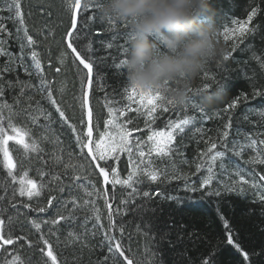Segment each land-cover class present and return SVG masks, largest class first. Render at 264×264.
Returning a JSON list of instances; mask_svg holds the SVG:
<instances>
[{"label":"trees","instance_id":"1","mask_svg":"<svg viewBox=\"0 0 264 264\" xmlns=\"http://www.w3.org/2000/svg\"><path fill=\"white\" fill-rule=\"evenodd\" d=\"M69 2H74V0H69ZM83 2L84 0H82V4ZM253 7H258L260 11L251 22L244 26L245 35L241 36L237 29L240 22L247 19V15ZM23 11L30 34L38 42L34 50L40 53L42 66L48 79L53 82L52 86L57 99H61L58 89L66 84V90L62 95V106L69 117H78L80 111L76 101L73 100V96L78 95L79 92L77 69L73 65L74 58L69 53L63 66L58 63L61 51H67L62 41L64 32L69 26V14L65 11V0H24ZM9 15L7 12L0 13V19L6 22L8 30L13 33L12 38L7 39L5 44L7 50L12 54L13 61L9 63L8 57L0 56V68L8 64L12 70L4 73L7 79L16 81L18 78L20 81L38 86L39 78L35 74L36 70L30 57V52L33 49L28 48L26 42L22 63L15 61V58L21 54V42L24 41V37L22 33L17 34L18 25L12 19H8ZM207 15L211 16L215 23L219 44L227 53H231L229 59L220 63L210 62L190 86L193 90L204 89L205 85L208 86L200 95L192 98L196 107L189 104L186 109L170 108L168 112L158 108L157 112L153 113L154 119H150L146 113L152 105L147 100H141L132 94L125 70L123 67L121 69L114 67V62L118 63L122 58L120 49L128 48L126 34L130 35L129 28L124 27V22L117 21H115V28H112L107 23V19L102 18L98 9L95 8L84 14L82 18L88 27H83V31L88 35L79 43L83 45L91 40L94 48L92 54L94 76L103 77L102 80L94 81L90 97L94 120L98 114L101 117L102 125L103 120L108 118V107L120 108L123 111L120 120H130L129 128L140 129L133 133L134 137L146 141L151 131L167 130L169 120L179 121L186 117L194 118L192 124L184 126L183 133L178 135L174 133L173 146L176 151L170 158L157 159L156 154L153 153L156 164L161 169H167L169 174H175L177 178L171 179L170 182L165 180L162 184L145 183L141 185L144 190L160 191L164 196L177 197V200L154 197L149 205L154 211L144 212L142 220L141 215L137 212L142 201L137 198L134 203L128 205L129 211L121 218L125 223V243L131 247L136 259L150 260L151 264H201L203 258L211 255L217 264H237V262L244 264L240 253L226 243V230L221 220V216H223L228 220L229 227L240 238L243 248L250 253L252 264H264V202L257 199L258 189H253L250 185H241L239 176L235 174L239 167L245 170L243 173L245 179L256 180L259 184L264 185V181H259L258 176L249 175L253 169L255 172L264 174V165H253L247 162L255 156L252 148L245 147L240 156L235 155L232 150L234 144L246 145L249 142L247 139L249 137L257 139V141L264 139V116L260 115L261 112H264V95H254L257 90L264 93V67H261V63L264 62V0H210ZM233 21L237 23H233ZM50 28L54 30V37L45 39L41 33H47ZM253 28L255 31L249 34L247 29ZM96 33L101 35L97 36ZM241 39L243 43L239 42ZM107 43H112L113 48H106ZM234 46L235 51H233ZM81 50L83 51V48ZM256 57H260V59L258 60ZM49 60H51V68L48 65ZM58 66L63 67V71L59 74L55 72V68ZM25 67L33 73L31 76L24 71ZM121 72L123 74H118ZM126 88L128 91H125ZM218 89L222 90V95L207 105L204 96L214 93ZM18 91L19 88L9 91L7 98L10 100L12 95ZM129 95H132V100H128ZM245 95L248 97L247 100L242 99ZM238 97L241 98L240 104L235 109L225 111L226 106ZM34 100H39L43 107L52 112L57 121L52 125V128L60 136L65 146L72 144L74 138L71 130L66 125L61 127L58 114L55 113V109L48 104L44 96L36 94ZM200 108H203L204 111L201 112ZM229 118L231 127L226 129L225 124L229 123ZM74 122L76 121L74 120ZM34 131L39 134L40 129L34 128ZM224 131L229 133L227 149L222 148V144L225 142ZM212 142L217 143V149H214L213 153L218 150L225 151V156L222 158L224 167H220L221 161L218 159L214 166V179L211 186L212 190H220L221 195L208 196L203 191L186 192V183L194 182L198 187L199 182L206 175V170L203 168L200 172L196 171V164L201 160V153H206ZM12 147L14 145L10 142V148ZM257 147L264 149V145L257 144ZM44 148L45 156L53 150L51 144H45ZM211 155L212 153H208L209 157ZM49 163L51 164V160ZM173 163L176 168L171 166ZM115 166L126 178L128 171L131 170L127 154H121L119 163ZM30 176L36 178L34 170L30 172ZM6 179L5 172L0 171V180ZM95 179L100 186L101 178ZM108 187L111 192V186ZM241 187L245 189L242 194L227 190L228 188L240 189ZM123 191L125 189L116 186L115 204H119V198ZM0 194L3 193L0 192ZM8 194H11V189ZM53 194L64 198H67L68 195L67 192ZM48 195V192L45 191L41 197L34 198L31 202L33 209L42 206L47 208L46 212L20 209V215L13 225L16 233L29 235L33 241L38 239L40 233L32 228L31 221L36 220L42 223L43 220H51L55 215L54 207H47ZM53 205H56V201H53ZM98 205L102 216L105 217L102 222L106 225L107 208L102 199L98 201ZM5 208V218L8 215L17 216L16 209H13L10 204H6ZM78 215L82 218L84 213ZM148 218L152 219L153 224L147 223ZM79 222L78 220L77 223ZM91 224L92 221L88 226L91 227ZM137 226H140V231L137 230ZM49 227L50 225L42 223L41 231L47 233ZM58 228L57 236L60 237L61 243L56 244L55 236L50 239L55 245L54 250L68 264H77L75 259L77 255L80 264H96L98 259H102L104 253L99 247L93 246L90 250L78 252L75 250V246L70 243L65 246L64 242L67 239L68 231H80L79 228L71 229L64 222H61ZM161 231L169 234L168 238L163 241L159 240L158 233ZM116 234L119 235L118 232ZM101 239L102 234H98L93 244L95 245ZM22 251L26 256H30L34 264H38V262L42 264V261L46 260V257H43L38 249L32 252L25 246Z\"/></svg>","mask_w":264,"mask_h":264},{"label":"snow or ice","instance_id":"2","mask_svg":"<svg viewBox=\"0 0 264 264\" xmlns=\"http://www.w3.org/2000/svg\"><path fill=\"white\" fill-rule=\"evenodd\" d=\"M99 4L84 3L81 0L69 2L65 0V11L69 14V26L64 32L62 41L67 51H61L58 57V63L63 66L66 63L69 53L74 58L73 65L77 69V77L79 81L78 95L73 96L76 101L80 115L78 117H69L66 114L65 108L62 106V95L66 90V84L58 89L61 94V99H57V95L53 89V82L48 79L45 70L42 66L40 53L35 49L37 40L30 34L27 21L25 19L24 0H0V13H9L8 19H12L17 25V34L22 33L24 41L21 42V54L15 58L17 63H22L24 55L25 42L28 48L33 50L30 52V57L33 62V67L36 70L35 74L39 78V85L34 86L31 83L7 79L4 73L12 69L6 64L0 68V171L5 172L6 180H0V264H34L30 256H26L22 249L27 248L35 252L37 249L46 257L42 264H68L61 258L60 254L54 250L55 245L50 237H56V244H60V237L57 236L58 226L64 222L69 228L80 231L71 230L67 233V239L64 242L75 246V250L82 252L90 250L93 246L99 247L104 253L102 259H98L96 264H151L150 260L143 261L135 258L132 249L125 243V223L121 219L128 211V205L134 203L137 198H140L142 203L138 207L137 212L144 219L143 213L146 211H154L149 205L154 197H163L166 200H177V197L164 194L160 191L144 190L141 185L145 183L157 184L169 182L171 179L177 178L175 174H169L167 169H161L153 159V153L157 159L170 158L176 151L173 146L175 135L185 131L184 126L193 123V117H186L179 121L169 120L167 130L151 131L147 136V140H141L139 137H134L135 131L140 129H132L128 127L130 120L121 121L120 116L123 111L120 108H107L108 118L103 120L101 125V117L97 114L94 120V111L91 104V94L93 91L94 81L102 80L103 77L94 76V61L92 54L94 48L91 40L88 43L80 45L88 33L83 31V27H88L82 18L90 9L99 8ZM82 10V11H81ZM260 9L253 7L247 15V19L240 22L237 29L240 35H245L244 26L257 16ZM107 23L115 28V21L108 19ZM233 23H237L233 21ZM47 27V25H45ZM127 28V24L124 25ZM111 30V29H110ZM255 28L247 29L249 34L253 33ZM45 39L54 37V30L49 29L47 33H41ZM100 36V33H96ZM127 35L129 40L131 37ZM13 33L8 30L7 24L3 19H0V56L8 57L9 63L13 61L12 54L5 47L6 40L12 38ZM243 43L241 39L239 41ZM106 48L112 49L113 44L107 43ZM83 48V51L81 50ZM235 51V46L233 47ZM121 59L118 63L114 62V67L121 69L127 58V47L120 49ZM231 53H227L223 60L227 61ZM258 60L260 57H256ZM78 62V63H77ZM51 68V60L48 61ZM55 68L57 74L63 71V67ZM82 66V69L81 67ZM264 67V62L261 63ZM24 71L31 76L33 73L25 67ZM81 72L83 73L81 75ZM118 74H123L118 73ZM63 83V82H62ZM204 89H189L190 101L182 107L174 105L167 99L163 92L143 93L138 92L135 88L130 87V92L138 96L141 100H147L152 106L147 109V116L154 119L153 113L157 109L168 112L171 109L187 108L189 104L196 107L192 102V98L200 95ZM19 88L18 93L12 95L11 99L7 98L8 92ZM34 89V91H33ZM103 90V89H101ZM125 91H128L126 88ZM36 94L43 95L48 104L55 109L58 114L61 127L67 126L74 138L73 143L67 147L60 139V136L55 133L52 125L56 123L51 111L43 107L39 100H34ZM254 95H264L257 90ZM128 100H132V95H129ZM242 99L247 100L245 95ZM241 102V98H236L229 103L225 111L235 109ZM203 112L204 109L200 108ZM264 116V112L260 113ZM74 120L76 122H74ZM231 127V121L225 124V128ZM34 128H39L37 134ZM178 130V131H177ZM228 131L223 132L224 143L222 148L227 149ZM248 143L243 146H233L235 155L240 156L245 147L252 148L255 156L247 162L253 165H264V149L257 147V144L264 145V139L247 138ZM10 142L14 147L10 148ZM150 142V143H149ZM45 144H51L53 150L45 156ZM239 147V150H237ZM217 143L212 142L206 153H201V160L196 164V171L201 169L206 170V175L199 182V186L195 183L185 184L186 192L203 191L208 196H220V190H212L214 179V166L218 159L221 161L220 167H224L223 157L225 151H215ZM208 153H212L209 157ZM121 154H127L130 171L126 178L121 175L117 165ZM207 157V158H206ZM51 160V164L49 163ZM187 163V161H185ZM47 166V168H46ZM176 168L173 163L171 165ZM35 171L36 178L30 176V172ZM244 169L237 168L236 175L239 176L241 185H250L253 189H258L257 199L264 202V185L259 184L256 180L249 181L244 177ZM249 175H256L259 181H264V174L255 172L253 169ZM95 178H102L98 186ZM111 186V192L109 187ZM116 186L125 189L119 198V204H115L117 199L115 195ZM9 189L11 194L9 195ZM228 191H237L242 194L245 189L228 188ZM47 191V207H54L55 215L51 220H43L42 223L50 225L47 233L41 231L42 223L36 220L31 221V226L40 233L37 240L33 241L29 235L19 234L14 231V221L20 215V209L35 210L40 213L46 212L47 208L37 206L33 209L32 201L34 198H39ZM67 198L58 197L53 193H65ZM82 193V195H81ZM26 198V199H20ZM103 200L104 206L107 208L105 225L102 221L105 217L102 216L99 200ZM56 201V205H53ZM10 204L13 209H16L17 216L8 215L6 218L4 212L5 205ZM219 212V209H217ZM80 213H84L81 218ZM119 219V222H118ZM80 221L77 223V221ZM224 228L226 230V243L232 246L236 252L243 257L244 264H252L250 253L246 251L240 238L229 227L228 220L221 216ZM92 221L91 227L89 222ZM148 224H153L151 218L147 219ZM154 226V225H153ZM155 227V226H154ZM140 231V226H137ZM119 233L117 235L116 233ZM98 234H102V239L95 245L93 241ZM159 240L163 241L168 238L167 232H159ZM42 244V247L40 245ZM12 246V247H6ZM214 251H216L214 249ZM77 264H80L79 256L75 257ZM39 264V262H38ZM201 264H217V261L209 255L203 258ZM241 264V262H237Z\"/></svg>","mask_w":264,"mask_h":264},{"label":"clouds","instance_id":"3","mask_svg":"<svg viewBox=\"0 0 264 264\" xmlns=\"http://www.w3.org/2000/svg\"><path fill=\"white\" fill-rule=\"evenodd\" d=\"M99 4L104 19L124 22L130 30L122 67L138 92H163L174 105L189 103V89L210 62L227 51L219 44L208 16L210 0H84ZM222 90L204 96L210 105Z\"/></svg>","mask_w":264,"mask_h":264},{"label":"water","instance_id":"4","mask_svg":"<svg viewBox=\"0 0 264 264\" xmlns=\"http://www.w3.org/2000/svg\"><path fill=\"white\" fill-rule=\"evenodd\" d=\"M82 1V0H81ZM78 63V62H77ZM82 67V66H81ZM101 180H102V178H101Z\"/></svg>","mask_w":264,"mask_h":264},{"label":"bare ground","instance_id":"5","mask_svg":"<svg viewBox=\"0 0 264 264\" xmlns=\"http://www.w3.org/2000/svg\"><path fill=\"white\" fill-rule=\"evenodd\" d=\"M82 2V1H81Z\"/></svg>","mask_w":264,"mask_h":264}]
</instances>
